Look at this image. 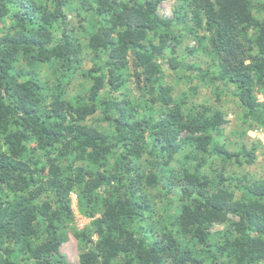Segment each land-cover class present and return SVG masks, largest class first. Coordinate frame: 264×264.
Here are the masks:
<instances>
[{
	"label": "trees",
	"instance_id": "trees-1",
	"mask_svg": "<svg viewBox=\"0 0 264 264\" xmlns=\"http://www.w3.org/2000/svg\"><path fill=\"white\" fill-rule=\"evenodd\" d=\"M165 1L80 0L91 85L67 100L84 59L71 0H0V264H68L73 193L93 219L76 235L86 246L79 264H264V176L227 172L254 164L256 146L222 143L226 116L175 100L162 65L182 67L184 26L197 39L189 52L212 61L199 76L234 90L243 125L264 126V18L254 12L264 15V0H178L173 19L159 15ZM46 67L60 73L53 88ZM98 113L107 129L89 123ZM184 147L178 174L171 164ZM179 185L176 229L157 231L147 189L174 194ZM231 216L233 230L216 242L213 227Z\"/></svg>",
	"mask_w": 264,
	"mask_h": 264
},
{
	"label": "rangeland",
	"instance_id": "rangeland-1",
	"mask_svg": "<svg viewBox=\"0 0 264 264\" xmlns=\"http://www.w3.org/2000/svg\"><path fill=\"white\" fill-rule=\"evenodd\" d=\"M251 1L253 4H256L259 0ZM71 3L75 11L67 12L69 29L73 34L78 36L84 47V59L81 69L72 77L67 87L65 95L67 100H72L78 95H85L87 93V89L91 85L87 72L93 65L92 55L86 48L88 40L83 32L84 29L81 28L86 27V25L84 22L81 23V19L76 11L81 5L80 0H71ZM179 4L178 0L165 1L159 9V15L162 18L173 19L174 11L179 7ZM254 12L260 18H264L263 14L258 13L256 10ZM176 32L183 35L182 43L178 45L177 53L175 54L177 59L182 63V67L176 72L167 64L162 63L164 83L174 89L173 97L175 100L179 101L186 96L188 97V106L195 107L204 105L214 111L222 112L229 123L224 127V137L221 138V142L225 143L231 150L238 151L244 144L248 145V147H252V145L256 146V162L252 165L246 163L242 165L229 163L227 171L229 177L237 178L246 176L248 180L252 181L262 178L264 176V126L253 124L252 127L248 128V125L245 126L242 124L243 109L235 96L234 90L232 88H224L225 86L212 80V76L207 78L199 76V70L202 72H211L213 68L209 56L203 52H197L194 55L189 52L190 48L197 47L196 36L190 33L184 26H179ZM167 56L170 57L171 53L168 52ZM189 67L193 68L190 69ZM44 74L49 78L51 87L53 88L57 83V78L60 73L56 68L46 67ZM257 96L259 101L264 103V95L258 92ZM89 123L101 129H107L109 127L108 123L103 121V116L99 113ZM246 130L247 134H245ZM190 150V147H184L171 164V169L176 173L179 174L182 172V169L187 163L185 156ZM153 161L154 158L151 155H145L143 166L146 167V170L149 171L150 164ZM220 167L221 162L216 160L210 168L209 166L206 168V173L214 176ZM233 183L234 185L231 189L235 191L237 198H239L240 191L235 188L237 181ZM181 189L182 186H176L174 194L168 193L167 189L164 188L147 189L155 208L153 220L157 231L164 226L170 227V229H176L175 225L169 223V218L171 215H178L179 213ZM72 200L76 218L67 228L68 241L62 246L61 252L66 257L68 264H79L80 254L85 250L86 246L79 242L76 235L89 228L93 219L81 211L79 200L75 193L72 194ZM236 220V218L231 216L228 222L213 227L212 233L214 240L219 242L226 235L230 234L233 230L232 222Z\"/></svg>",
	"mask_w": 264,
	"mask_h": 264
}]
</instances>
